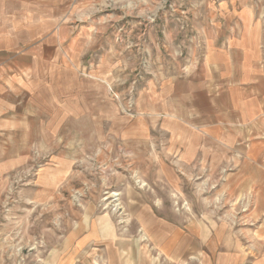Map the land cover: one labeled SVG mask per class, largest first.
I'll use <instances>...</instances> for the list:
<instances>
[{"label": "crops", "instance_id": "crops-1", "mask_svg": "<svg viewBox=\"0 0 264 264\" xmlns=\"http://www.w3.org/2000/svg\"><path fill=\"white\" fill-rule=\"evenodd\" d=\"M232 2V13L222 5L212 14L207 29L212 37L191 73L140 87V116L133 126L108 95L116 63L97 35L96 0H0V227L16 222L15 213L27 204L41 214L58 211L51 228L64 230L42 256L34 252L27 259L42 264H264V0ZM197 116L203 134L224 129L234 139L246 132L243 137H249L245 155L235 158L236 168L222 187L235 202L240 198L249 204L236 230L210 213L190 215L184 222L175 214H156L172 212L158 197L176 195L174 178L164 175V187H152L144 173L129 174L123 153L121 161L112 157L114 143L125 156L133 148V156L141 159L161 151L155 132L165 125L166 162H177L172 154L179 145L192 149L181 157L189 160L194 148L210 146L203 139L190 144L178 138L186 131L180 124H196ZM120 162L125 175L114 170ZM153 162L157 169L166 164ZM98 172L104 182L115 180L105 187L119 192L113 196L132 212L134 229L129 225L123 235H117L109 215L99 213L100 190L90 182ZM154 175L162 180V172ZM72 180L89 183L80 188L88 199L68 210L66 219L53 200ZM40 221L36 226H50Z\"/></svg>", "mask_w": 264, "mask_h": 264}, {"label": "rangeland", "instance_id": "rangeland-1", "mask_svg": "<svg viewBox=\"0 0 264 264\" xmlns=\"http://www.w3.org/2000/svg\"><path fill=\"white\" fill-rule=\"evenodd\" d=\"M232 3V0H96L93 11L98 13L95 20L98 28L97 35L107 44L106 51L116 63L115 83L107 85V88L117 113L121 117H128L131 124L136 125L140 116L137 105L140 87L146 85L147 88L150 86L153 88L155 84H158L157 81L160 82L161 79L170 75L185 76L191 73L194 65L200 63L203 45L212 37L207 32L212 14L222 5L227 14L232 13ZM193 120L196 124L191 122L187 125L180 124L186 131L178 133V138L190 141V144L192 141L203 139L210 141V146L194 148L189 160L181 157L189 154V151L191 153L192 149L179 145L174 149L176 153L172 154L178 158L177 162L172 164L166 162L169 159V148L164 149V143L168 138L164 131L165 125L163 130H160V125H157V132H155L159 143H162L161 151L155 149L154 155L141 159L138 157L140 155L133 156L135 152L133 148L130 149L129 155L125 156L122 147L114 143L112 157L116 161L117 159L121 161L123 153L124 162L127 157L130 161L129 174L144 173L147 175L146 182L152 187H157L159 183L161 187H164L163 182H167L163 180L164 175L174 178L171 180L177 187L174 184L176 190L172 189L176 195H173L171 199L168 195L158 197L169 209L172 207V212L165 213L158 209L159 211H155L156 214H175L179 221L184 222L190 215L195 217L202 213H210L214 218L230 222L233 225L231 229L236 230L238 228H235L237 227L235 223L243 219L244 214L249 210V204L245 201L240 202V198H237L235 202V198L222 187L226 186L224 184L227 173L236 168L235 158L245 155L249 137H243L247 134L246 132L238 139H234L233 132H226L224 129L222 132L210 131L203 134L200 130L201 126L198 125L199 117H194ZM193 126L194 131L188 129H192ZM232 138L233 141L229 142ZM154 160L165 161L166 164H162V168L157 169L155 168L157 163H154ZM119 166L121 162L114 167V170L127 174V171H122ZM125 168L128 169L127 166ZM106 172L108 173L107 169ZM161 172L163 181L159 182L154 174L159 175ZM99 174L100 172L95 175L98 176L96 180L92 177L90 181L94 182L100 190L103 204L100 205L99 213L109 215L110 221L115 224L114 229L117 235H123L131 226L134 229L132 212L125 211L119 197L112 195H119V192H111L105 187L108 183L114 184L115 180L110 178L104 182ZM78 181L68 182L65 194L53 200V203L62 207L66 219L69 215L68 210L72 207L73 210L77 209L78 205L83 204L84 199H88L80 188H88L89 183ZM167 186L166 192L169 188ZM71 188H74L72 192ZM161 191L165 194L164 189ZM149 195L150 193L146 197L154 198V195ZM202 203L205 205L204 212L201 210ZM191 205H193V211ZM30 210L31 207L27 204H21L15 213L16 222L5 221L4 226L1 225L0 264H42L41 260L32 256L27 259V255L40 252L39 256H42L43 252L47 251L49 243L55 241V235L64 231L63 227L51 228L52 221L58 219V211L50 210L41 214V209ZM40 219H46L47 225L50 226H36L40 224Z\"/></svg>", "mask_w": 264, "mask_h": 264}, {"label": "bare ground", "instance_id": "bare-ground-1", "mask_svg": "<svg viewBox=\"0 0 264 264\" xmlns=\"http://www.w3.org/2000/svg\"><path fill=\"white\" fill-rule=\"evenodd\" d=\"M112 195H115V194H112Z\"/></svg>", "mask_w": 264, "mask_h": 264}]
</instances>
